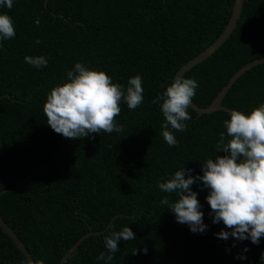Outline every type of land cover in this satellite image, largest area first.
<instances>
[{
    "label": "trees",
    "instance_id": "16d2710c",
    "mask_svg": "<svg viewBox=\"0 0 264 264\" xmlns=\"http://www.w3.org/2000/svg\"><path fill=\"white\" fill-rule=\"evenodd\" d=\"M232 5L233 0H13L11 9L0 6L16 29L14 38L0 41V190L51 160L0 194V215L34 261L58 264L81 235L103 230L85 238L63 264H106L97 260L108 252L104 237L129 226L135 239H121L110 264H264V237L257 245L215 235L232 229L213 224L210 190L202 181L191 187L208 225L203 233L178 223L170 211L177 197L158 188L182 168L202 176L203 162L226 155L216 151V143L221 132L227 135L223 122L229 113L197 115L189 107L186 130L169 126L179 142L170 147L161 134L159 103L151 101L183 63L221 34ZM40 55L48 59L46 67L25 62V56ZM263 56L264 0H243L229 37L182 75L199 83L192 101L209 105L238 68ZM77 62L105 71L125 90L131 77H142L143 103L130 110L121 101L116 122L124 125L123 133L64 138L47 125V95L67 82ZM261 103L264 63L246 70L221 101L246 115ZM165 196L168 205L161 204ZM25 261L0 228V264Z\"/></svg>",
    "mask_w": 264,
    "mask_h": 264
},
{
    "label": "clouds",
    "instance_id": "9594fccd",
    "mask_svg": "<svg viewBox=\"0 0 264 264\" xmlns=\"http://www.w3.org/2000/svg\"><path fill=\"white\" fill-rule=\"evenodd\" d=\"M5 4L11 9L13 0H0V6ZM35 23L39 25V19ZM15 35L12 17L0 14V41L10 40ZM24 59L37 69L48 64L43 55L25 56ZM142 84V77L136 75L129 79L125 90L120 83H113L112 77L105 71L90 69L77 62L67 71V82L55 86L47 95L43 107L47 125L64 138L81 139L101 131L123 133L124 125L116 122L121 112V101L130 110L137 109L144 101ZM198 87L196 79L177 76L161 95L151 101L154 105L159 103L165 118L161 134L170 147L178 146L179 142L169 126L175 131L186 130L185 121L192 119L188 109ZM223 124L227 135L224 132L219 134L216 151L226 155L203 162L202 176H193L192 169L182 168L165 182H160L158 188L177 197L170 205L177 222L188 224L193 233H203L208 225L204 223L198 193L191 187L202 181L203 188L210 190L206 199L213 224L222 222L227 229H232L231 232L222 229L215 235L223 240H228L229 236L239 241L250 239L258 245L264 237V103L248 115L232 109L230 119ZM161 204H169L168 196L161 200ZM121 239H135V233L129 226L111 231L104 237L108 252H101L97 260L110 264L119 250ZM144 252L147 253L146 248ZM25 264H43V261L28 259Z\"/></svg>",
    "mask_w": 264,
    "mask_h": 264
},
{
    "label": "water",
    "instance_id": "95a60500",
    "mask_svg": "<svg viewBox=\"0 0 264 264\" xmlns=\"http://www.w3.org/2000/svg\"><path fill=\"white\" fill-rule=\"evenodd\" d=\"M242 3L243 0H233V5H232V12L231 15L223 29V31L221 32V34L206 48H204L201 52H199L197 55H195L194 57L190 58L189 60H187L185 63H183L175 72L173 78H172V82L174 81V79L177 76H181L188 71L189 69H191L192 67H194L195 65H197L198 63L202 62L203 60H205L207 57H209L214 51H216L222 44L223 42L229 37V35L232 33L233 29L236 26L237 20L240 17V12H241V8H242ZM260 63H264V56L261 58H256L250 62H247L246 64H244L243 66H241L240 68H238L227 80L226 84L222 86V88L219 90V92L217 93V95L213 98V100L210 102L209 105L205 106V107H201L199 105H197L195 102L192 101L191 107L196 113L197 115H201V114H205V113H211L213 111L216 110H224L227 113L230 114L231 112V108H228L224 105L221 104L222 98L224 97V95L228 92L229 88L232 86V84L248 69H250L253 66H256L257 64ZM67 142V141H66ZM51 160H49L47 163H45L44 165H42L38 170H36L34 173H32L31 175L27 176L26 178L16 182L15 184L4 188L2 190H0V194L4 193L8 190L13 189L14 187H16L17 185L23 183L25 180H27L28 178H30L31 176H33L34 174H36L38 171L42 170ZM115 216H113L109 222V224L107 225V227H109L111 221L114 219ZM106 227V229H107ZM0 228L2 229V231L4 233H6L8 235V237H10V239L15 243V245L17 246V248L20 250V252L25 256L26 261L28 259H32L34 261V259L32 258L30 252L28 251V249L26 248V246L24 245V243L22 242V240L18 237V235L15 233L14 230H12V228L5 222V220L3 219V217L0 215ZM102 231H93V230H89L88 232H86L85 234L81 235L76 242L62 255V257L60 258L58 264H63L65 262V260L77 249L78 245L87 237L94 235V234H99L102 233Z\"/></svg>",
    "mask_w": 264,
    "mask_h": 264
}]
</instances>
